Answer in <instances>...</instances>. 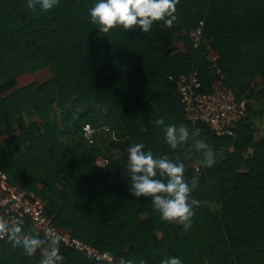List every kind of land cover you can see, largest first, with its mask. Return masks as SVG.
I'll return each mask as SVG.
<instances>
[{"label":"trees","instance_id":"1","mask_svg":"<svg viewBox=\"0 0 264 264\" xmlns=\"http://www.w3.org/2000/svg\"><path fill=\"white\" fill-rule=\"evenodd\" d=\"M95 2L59 0L45 13L27 0H0V170L46 202L56 227L117 260L264 264V138H255L249 112L234 138L193 124L177 84L194 69L209 93L220 70L238 100L250 103L259 89L264 101V0H177L173 25L157 22L148 33L100 32L89 17ZM201 21L203 44L195 48L189 33ZM46 69L49 80L19 86L21 76ZM160 117L197 133L216 163L203 168L193 140L171 149L155 123ZM86 125L95 130L92 143ZM137 142L183 162L189 182L198 178L191 195L200 205L189 229L162 221L150 197L131 195L124 165ZM99 157L107 168L95 164ZM23 224L25 235L36 234ZM39 251L12 252L4 240L0 264H33ZM60 253L62 264H114L69 248Z\"/></svg>","mask_w":264,"mask_h":264},{"label":"clouds","instance_id":"2","mask_svg":"<svg viewBox=\"0 0 264 264\" xmlns=\"http://www.w3.org/2000/svg\"><path fill=\"white\" fill-rule=\"evenodd\" d=\"M177 0H96L89 9L91 23L97 26L100 32L108 33L115 27L128 30L138 28L143 33L152 30L154 24L163 22L170 27L177 19ZM39 9L45 13L59 7V0H27V8ZM156 125L162 126L166 144L173 150L178 149L190 140L194 141L199 150V163L207 169L211 168L217 159L214 150L198 134L190 132L183 124H166L163 117L156 119ZM143 143H134L126 149L125 174L130 183V193L136 198L150 197V203L159 213L162 221L181 224L184 229L192 225L194 208L200 201L193 198L192 190L197 187L198 178L189 182L185 179V165L169 159L168 156H154L152 151H145ZM23 223L11 225L0 219V240H5L12 252L22 250L27 256H33L38 249L48 243V250L43 252L38 264H61L64 257L56 239L50 242L40 238L38 234L23 233ZM114 264H134L133 260L123 257L118 260L110 253H103ZM139 264H146L141 259ZM160 264H183L177 256H167L160 260Z\"/></svg>","mask_w":264,"mask_h":264},{"label":"built area","instance_id":"3","mask_svg":"<svg viewBox=\"0 0 264 264\" xmlns=\"http://www.w3.org/2000/svg\"><path fill=\"white\" fill-rule=\"evenodd\" d=\"M204 22L189 33V37L195 48L203 44ZM218 78L212 85L211 92L203 93L199 81L198 71L192 70L188 75L178 78V91L187 119L193 124L203 123L217 137L234 138L239 123L248 112V100H238L235 92L223 83L224 76L217 71ZM88 139L93 142L92 134L95 132L89 125L85 126ZM95 164L101 168H107L108 160L99 157ZM199 171V166H196ZM0 219L10 225L14 222H27L30 228L46 242L56 239L59 249L69 248L89 260L110 261L93 245L73 236L71 231L62 230L54 225L53 217L46 211V202L34 192L28 191L16 184H11L8 175L0 170ZM6 240V238H5ZM4 240H0L2 242ZM48 250L46 243L39 251L40 259L43 252ZM39 260L33 264H38ZM63 261L61 262V264Z\"/></svg>","mask_w":264,"mask_h":264},{"label":"crops","instance_id":"4","mask_svg":"<svg viewBox=\"0 0 264 264\" xmlns=\"http://www.w3.org/2000/svg\"><path fill=\"white\" fill-rule=\"evenodd\" d=\"M176 47L179 48L180 51L185 52L186 48L183 42H177ZM213 53L210 51L209 59L212 61ZM259 81H261V78H258ZM257 81V82H259ZM260 90H256V97L253 99H250V108L248 117H251V119H254V132H255V138L261 139L264 138V101L262 100V97L259 95ZM263 134V135H262ZM252 150H249V153Z\"/></svg>","mask_w":264,"mask_h":264},{"label":"rangeland","instance_id":"5","mask_svg":"<svg viewBox=\"0 0 264 264\" xmlns=\"http://www.w3.org/2000/svg\"><path fill=\"white\" fill-rule=\"evenodd\" d=\"M52 78V73L49 69L40 71L34 75L25 74L18 79V84L20 87L27 86L35 82H45ZM263 135V134H262ZM264 136V135H263Z\"/></svg>","mask_w":264,"mask_h":264}]
</instances>
